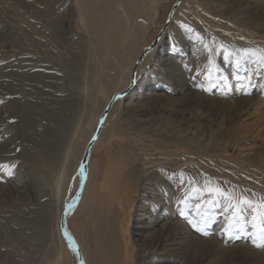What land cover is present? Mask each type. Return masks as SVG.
Masks as SVG:
<instances>
[{"label":"rangeland","instance_id":"obj_1","mask_svg":"<svg viewBox=\"0 0 264 264\" xmlns=\"http://www.w3.org/2000/svg\"><path fill=\"white\" fill-rule=\"evenodd\" d=\"M144 1L127 12L115 4L120 15L107 31L106 22L82 18L79 0H0L1 186L16 192L37 157L65 169L63 211L73 205L86 148L137 67L134 86L115 98L103 122L81 200L64 219L79 255L62 236L63 249L36 239L25 216L37 205L1 196L0 252L15 264H264L250 222L224 233L223 201L212 209L207 235L190 223L199 219L196 205L212 198L192 190L206 182L264 199V71L251 62L238 71L218 51L210 62L183 27L233 50H264V0H184L168 25L177 0ZM254 214L247 209L245 219ZM174 225L188 238L166 231ZM193 240L200 244L191 247Z\"/></svg>","mask_w":264,"mask_h":264},{"label":"bare ground","instance_id":"obj_2","mask_svg":"<svg viewBox=\"0 0 264 264\" xmlns=\"http://www.w3.org/2000/svg\"><path fill=\"white\" fill-rule=\"evenodd\" d=\"M136 1H138V0H79V3H80V5H83L82 9H81V12L83 13L82 18L89 17V18H91L92 22L94 24H97V25L99 23L106 22L105 27H106V30L109 31L110 29H112L113 18L118 17V15H120L119 11L115 7V4L122 6L124 8V10L127 12L128 6H130L131 4L132 5L135 4ZM142 2L145 4L144 0H142ZM262 7H264V5H262ZM84 8H85V13L83 12ZM144 15L145 14H143V15L140 14L138 16V20L139 21L144 20L145 19ZM126 17H127V20H129L130 24L134 23V21H135L134 17H132L130 14H127ZM138 27H140V30H143V28H144V26H142V24L139 25ZM91 36H93V35H91ZM185 95H186L185 96L186 99H189V97L192 96L190 92L186 93ZM186 99H185V101H186ZM213 105H215V104H213ZM189 106H190L189 110H192L191 105H189ZM250 107H252V106H250ZM218 108H219V106H218ZM248 109H249V107H248ZM203 110H204L203 107H199L197 109V112H195V115H196L195 117L198 118L199 115H203L204 114ZM222 115H223V113H222ZM235 120H237V119L235 118ZM234 123H235V121H234ZM192 124H193V122H192ZM230 126H231V124H230ZM230 129H231V127H230ZM186 131L188 132V129ZM194 131L195 132L191 135L192 138H194V136L197 135L199 132L198 130H194ZM182 132H183V130H182ZM242 132H243L244 136L241 137V139H245V137L247 136L248 133L246 130H245V132L244 131H242ZM232 133H233V131L231 132V134ZM212 134H214V133H212ZM211 136H213V135H211ZM197 141H201V140H197ZM212 141L213 140L211 137V140L209 142L212 143ZM207 146H210V144H207L206 147ZM206 147H204V148H206ZM29 161H30L29 167L31 168V170L33 171L34 174L32 176L29 175L28 178L26 176H23L20 179H18V182H20L22 184V186H20V187L17 186L15 188L16 192H14L13 190H10L6 186L0 185V197L1 196L5 197L6 202H8L10 204L11 203L14 204L16 199L19 198V201L21 202L20 203L21 206L24 205V207H25L26 205L29 206L31 204L37 205V209L30 211L25 216V217H27L25 219H27L29 221L28 223L29 224L31 223L30 224L31 226H29L30 229L35 234L36 239H38V240L43 239V240H47V241H52L51 243H54L60 249H63L64 245H63V241L61 238L60 224H61V217H62L63 208H64V198H63V194H62V186H63V182H64V175H63L64 173L63 172L65 169H62V171L60 169V172H59V171H56L55 169H52L53 167L51 169L49 167H44L41 164L40 159H38L37 157H32ZM164 230H165V227H164ZM168 230L171 233L173 232V233H177L178 235H181L184 239L188 238L187 233L184 230H181L180 227L177 225L171 226V227L166 229V231H168ZM36 239H33V240H36ZM38 240H36V241H38ZM192 242H193V244H191V247H196L197 245L200 244L195 240L191 241L190 243H192ZM203 244L205 245L204 246L205 249H208V250L209 249L210 250L211 249L212 250L217 249L216 248L217 246L215 247L213 245L214 243H203ZM36 246H38V245H36ZM202 251H200V252H202ZM2 252H3V254L0 256V263H2V264L3 263L15 264V261H14L15 258L13 259V257L9 256L10 253L4 252L3 248H1L0 253H2ZM247 252L253 254V252H251V251H247ZM205 253H207V251ZM192 257H194V255Z\"/></svg>","mask_w":264,"mask_h":264},{"label":"snow or ice","instance_id":"obj_3","mask_svg":"<svg viewBox=\"0 0 264 264\" xmlns=\"http://www.w3.org/2000/svg\"><path fill=\"white\" fill-rule=\"evenodd\" d=\"M183 27L187 32L194 33V38L202 44L203 48L209 53L210 62H212V57L215 52L218 51L224 54V59L226 61L231 59L238 71L243 69L245 65L250 62L254 63L258 68L264 71V50L247 48L233 50L223 42L218 43L214 38L209 42H205V38L201 36L200 33L195 32V30L188 25H183ZM213 46H215V48ZM237 79H239V77H237ZM117 99H119V97H117ZM81 175H85V170L83 168L81 170ZM192 190L195 192L207 191L212 197L211 199L204 200L202 203L196 205V215L199 219L197 221H190V223L197 232L207 235V232L204 231V229L212 222V209L216 208L217 205L223 201V212L226 214L224 217V233L231 237L236 232L245 231L250 222L253 229L251 232L253 244L257 248H264V199L253 201L243 195L235 193L234 191H226L218 185H213L210 182H206L203 189L194 187ZM71 207L72 205H69V208ZM247 209H251L255 213L252 215L251 221L245 219L244 213ZM65 236L71 242V237L68 236L66 230ZM71 246L73 251L79 255L75 244L73 243Z\"/></svg>","mask_w":264,"mask_h":264},{"label":"water","instance_id":"obj_4","mask_svg":"<svg viewBox=\"0 0 264 264\" xmlns=\"http://www.w3.org/2000/svg\"><path fill=\"white\" fill-rule=\"evenodd\" d=\"M184 0H177L173 9H172V12L170 13L169 15V18H168V23L167 25L171 22L172 18H173V15L175 13V11H177V9L180 7L181 3L183 2ZM164 31L162 32L161 36L163 35ZM161 36L154 42V44L152 45V47L150 48V50H152L156 45L157 43L159 42ZM142 59L139 60V62L137 63V65L140 63ZM136 68L135 67V71H134V75H133V81H132V84H131V87L129 89H127L126 91H124L123 93H119L117 95H115L116 97L118 96L119 98L120 97H125L127 95L128 92H130V90L132 89V87L134 86V83H135V75H136ZM115 97V98H116ZM115 98L110 102V104L108 105V107L106 108L105 110V113L103 115V118L101 120V123L99 125V128L95 134V136L93 137L91 143L87 146L86 148V151H85V154H84V157H83V160H82V163H81V170L82 168L85 170V175H83V181H82V185H81V188L79 190V193H78V196H77V199L75 201V203L72 205L71 208H68L66 211H63V214H62V217H61V236L68 242V244L71 246L74 242L71 240V242L69 241V239L65 236V224H64V219H65V216L66 214L73 208H75L80 200H81V196H82V193H83V189L85 187V184H86V181H87V166H88V161H89V157H90V153L93 149V146L94 144L96 143V141L98 140L101 132H102V129H103V122L106 118V116L108 115L114 101H115ZM75 244V243H74ZM75 246L77 247V245L75 244ZM72 247V246H71ZM78 249V247H77ZM78 252H79V249H78ZM81 264H83V261L81 260Z\"/></svg>","mask_w":264,"mask_h":264}]
</instances>
